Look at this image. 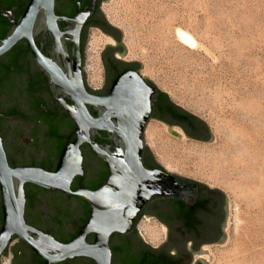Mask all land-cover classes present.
<instances>
[{
    "label": "rangeland",
    "instance_id": "1",
    "mask_svg": "<svg viewBox=\"0 0 264 264\" xmlns=\"http://www.w3.org/2000/svg\"><path fill=\"white\" fill-rule=\"evenodd\" d=\"M111 25L123 32L139 72L185 110L203 119L213 141L191 139L156 120L146 142L164 169L222 190L228 201L224 242L196 258L206 264H264V0H107ZM189 32L198 46L179 41ZM87 76L103 85L101 54L108 39L93 34ZM151 246L165 227L149 216L137 224ZM5 259L13 263L12 247Z\"/></svg>",
    "mask_w": 264,
    "mask_h": 264
},
{
    "label": "water",
    "instance_id": "2",
    "mask_svg": "<svg viewBox=\"0 0 264 264\" xmlns=\"http://www.w3.org/2000/svg\"><path fill=\"white\" fill-rule=\"evenodd\" d=\"M55 6L56 0H29L22 16L15 22L6 37L0 40V55L26 38L39 62L46 64L43 56L36 52L35 42L36 36L45 31L52 34L58 56L67 61V43L70 40L75 42V57L80 77L77 85L67 81L63 72L50 67L48 69L51 79L62 88H66V93H59L58 99L77 124L74 131L76 138L73 142L69 141L66 144L57 169L49 171L32 166L11 167L3 139L0 137V227L2 226L0 264L1 255L7 256L8 253H5L16 237L22 239L39 257L44 259L45 264H88V261L78 260V258L91 259L95 264H112L113 250L110 241L115 233L122 236L133 233L137 227L139 215L147 205L156 201L179 199L193 202L196 197L194 192L198 187L180 183L179 177L189 178L176 175L160 164L161 167L154 168L145 165V153L149 148L146 142V131L156 110L158 87L139 71L129 70L118 75L108 95L98 96L89 93L83 85L80 70L79 34L85 18L80 15L73 19L59 17ZM61 20L70 22L71 26L64 31L61 30L59 26ZM112 27L117 30L123 40L122 30L113 25ZM122 46L125 52L123 55H125L127 49L123 42ZM132 62L137 63L139 69L143 67L139 61ZM65 96L72 100V105L65 101ZM89 106L94 108L97 116L91 113ZM208 128L210 133L207 141L210 142L213 141L214 136L209 125ZM100 131L108 133L109 144L98 143L97 136ZM31 132L33 131H28L29 134ZM28 138L19 140V145H26L29 142ZM83 143H88L93 152L109 168L106 179L97 189L84 187L72 189L74 179L84 173L80 148ZM90 154L94 156L91 151ZM45 158L46 154L43 151L37 153L27 151L17 158V161L20 163L42 162ZM148 158L151 163L155 162V158L151 155ZM92 168L95 176L96 171L98 172L102 167L98 161L93 160ZM28 183L52 191H61L89 203V217L74 239L62 242L27 222L25 214L28 196L25 186ZM220 191L225 200V228L228 201L226 194ZM43 204L50 208L47 210ZM82 207L83 204L79 200H67L65 197L50 194L42 195L39 208L49 215V219L41 220L36 217L32 220L38 221L43 227L51 226L55 229V233L67 237L76 230L78 221L82 218ZM59 213L62 214L64 224L61 219L59 224L53 221L52 215H59ZM90 235H94L93 241L88 240ZM225 239L224 233L221 243ZM115 241L118 242L116 239ZM20 249H22L21 243H16L12 247L14 255ZM27 254L30 256L29 253ZM67 260L75 261L67 263L65 262Z\"/></svg>",
    "mask_w": 264,
    "mask_h": 264
},
{
    "label": "flooded vegetation",
    "instance_id": "3",
    "mask_svg": "<svg viewBox=\"0 0 264 264\" xmlns=\"http://www.w3.org/2000/svg\"><path fill=\"white\" fill-rule=\"evenodd\" d=\"M105 2L106 0H56L55 6L59 17L73 19L80 15L85 18L79 34L81 79L85 89L98 96L109 94L118 75L129 70L139 71L137 63L122 58L125 53L122 36L110 24ZM28 3L29 0H0V40L6 37L19 20ZM59 26L64 31L71 23L61 20ZM95 32L102 33L108 39L107 46L101 54L103 85L97 89L90 84L86 67L87 47L89 45L92 48ZM35 42L36 52L43 56L46 64L39 62L26 38L0 55V137L3 139L11 167L32 166L55 171L66 144L76 138L74 131L77 124L58 99V94L66 93V88H62L51 79L48 68L63 72L67 81L77 85L80 77L75 57V42L70 40L67 43V61L62 60L56 53L57 49L50 32L42 31L36 36ZM64 98L69 105L73 104L71 99L66 96ZM89 110L94 116L98 115L92 106H89ZM151 120L179 128L196 141L207 138L210 133L202 121L191 116L187 110L176 107L169 98L160 93ZM29 130L33 132L29 134ZM24 137H29V142L26 145H19L18 141ZM97 141L103 145L109 144L108 133L100 131ZM80 148L84 173L74 179L72 187L96 189L106 179L109 173L108 165L93 152L88 143H83ZM27 151L35 153L43 151L46 158L42 162H18L17 158ZM93 160L98 161L102 167L96 171L95 176ZM179 181L198 187L194 192L196 197L193 202L179 199L156 201L147 205L137 220L139 222L149 216L159 221L165 227L162 244L151 246L145 242L137 227L127 236L116 233L110 241L113 250L112 264H139L143 259H146L148 264H205L204 260L196 257L220 244L224 238V195L219 189L208 184L185 178H179ZM40 189L43 188L31 183L25 186L28 196L26 220L44 232L47 230L55 232L51 226L43 227L38 221L32 220L36 217L41 220L49 219V215L39 208L42 195L44 196ZM52 216L53 221L59 224L60 216L58 214ZM17 239L20 240L22 249L16 251L13 256L14 264H41L38 255L22 239Z\"/></svg>",
    "mask_w": 264,
    "mask_h": 264
},
{
    "label": "trees",
    "instance_id": "4",
    "mask_svg": "<svg viewBox=\"0 0 264 264\" xmlns=\"http://www.w3.org/2000/svg\"><path fill=\"white\" fill-rule=\"evenodd\" d=\"M151 83V82H150ZM153 86H155L153 83H151ZM156 87V86H155ZM159 93L160 94H163V95H165L167 98H169L170 100H171V98L168 96V94H166V93H164V92H162L161 90H159ZM171 102L173 103V105H175L176 107H178V108H180V109H183L182 107H180V106H178V105H176L172 100H171ZM188 112V111H187ZM191 116H193V117H195V118H197V119H199L200 121H202L206 126H207V128H208V125L206 124V122L204 121V120H202L201 118H199L198 116H196V115H194V114H192L191 112H188ZM209 129V128H208ZM202 141H207V138H205V139H203ZM149 155H151L152 157H154L153 156V154H152V152L150 151V149L149 148H147V150H146V154H145V165L147 166V167H152L153 166V168L154 167H161L157 162H156V160L154 159V163H151L150 161H149ZM105 178V177H104ZM179 178H181V177H179ZM74 190H77L76 189V187H72ZM97 189V188H96ZM41 190V192L44 194V195H55V196H62V197H65V199H67V200H79L82 204H83V207H82V210H83V214H82V218H80V220L78 221V224H77V228H76V230L73 232V233H71L69 236H67V237H64V236H62V235H58L57 233H55V232H53V231H49V230H47V232H50L51 234H53L54 235V237H56L58 240H60V241H62V242H69L70 240H72V239H74L78 234H79V232H80V230L82 229V227L84 226V224L86 223V221H87V219H88V217H89V212H90V206H89V203L88 202H86L85 200H83V199H81V198H79V197H75V196H69V195H66V194H64V193H62V192H60V193H54V192H52V190H48V189H40ZM45 207H47V205L46 204H43ZM49 207V206H48ZM48 207H47V209H48ZM60 212V211H59ZM60 214V213H59ZM58 216H60V219H61V222H62V224H64L65 223V221H63V219L61 218V216H62V214H60V215H58ZM3 217V216H2ZM116 234V233H115ZM94 235H90L89 237H88V240L89 241H93L92 239L94 238L93 237ZM18 237H16L15 239H17ZM6 253H8V250L6 251ZM37 255V254H36ZM39 257V256H38ZM40 259H41V264H44L45 263V260L44 259H42L41 257H39ZM78 260H86V261H88V264H95L91 259H89V260H87V258H78ZM73 261H75V260H67V261H65V262H67V263H70V262H73ZM64 263V262H63ZM139 264H148V262H147V260L146 259H143V261H141Z\"/></svg>",
    "mask_w": 264,
    "mask_h": 264
},
{
    "label": "bare ground",
    "instance_id": "5",
    "mask_svg": "<svg viewBox=\"0 0 264 264\" xmlns=\"http://www.w3.org/2000/svg\"><path fill=\"white\" fill-rule=\"evenodd\" d=\"M177 38L182 43V45L190 49H195L198 46L197 39L194 38L193 35L179 28L177 30ZM5 258V255H1V264H11V260H7Z\"/></svg>",
    "mask_w": 264,
    "mask_h": 264
},
{
    "label": "crops",
    "instance_id": "6",
    "mask_svg": "<svg viewBox=\"0 0 264 264\" xmlns=\"http://www.w3.org/2000/svg\"><path fill=\"white\" fill-rule=\"evenodd\" d=\"M179 106V105H178ZM202 141V140H201Z\"/></svg>",
    "mask_w": 264,
    "mask_h": 264
}]
</instances>
